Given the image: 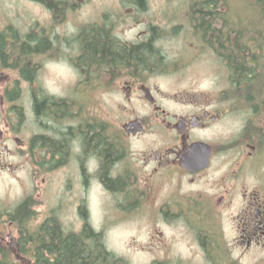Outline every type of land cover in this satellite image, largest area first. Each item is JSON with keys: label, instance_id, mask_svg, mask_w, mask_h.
Instances as JSON below:
<instances>
[{"label": "flooded vegetation", "instance_id": "af4514ba", "mask_svg": "<svg viewBox=\"0 0 264 264\" xmlns=\"http://www.w3.org/2000/svg\"><path fill=\"white\" fill-rule=\"evenodd\" d=\"M20 1L35 15L0 12V263L34 262L18 237L33 235L41 174L109 264H264L262 3L242 13L210 0ZM97 36L107 58L83 65L81 43ZM60 65L72 86L46 73ZM98 90L117 97L112 119H99ZM130 216L142 225L125 249L138 261L111 247Z\"/></svg>", "mask_w": 264, "mask_h": 264}, {"label": "trees", "instance_id": "16d2710c", "mask_svg": "<svg viewBox=\"0 0 264 264\" xmlns=\"http://www.w3.org/2000/svg\"><path fill=\"white\" fill-rule=\"evenodd\" d=\"M223 1L226 2V0ZM252 1L262 3L259 13H263L261 16L264 18V0ZM225 22L227 23L226 20ZM260 27L261 25H259ZM103 38L104 36H97L92 43L91 41L89 44L88 42L81 43L79 59L83 65H90L101 60V58H107L110 48L107 43L103 42L105 39ZM90 44L91 47H89ZM109 55L112 56V54ZM139 55L143 56L145 61L154 58V55L147 49H144L142 53L139 52ZM118 56L119 59H126L127 55L121 53ZM114 58L116 59V56ZM90 231L92 232V230ZM93 235V233H88L85 230L79 233L65 232L60 222L53 216L34 228L31 240L27 232L19 234L18 240L22 243L20 248L25 255L29 251L32 253L33 264H109L114 255L107 253L106 257H103L96 245L98 241L95 242L96 239ZM30 241L31 243H29ZM42 259L52 261L45 262ZM3 264H15V262L9 258Z\"/></svg>", "mask_w": 264, "mask_h": 264}, {"label": "rangeland", "instance_id": "374dc122", "mask_svg": "<svg viewBox=\"0 0 264 264\" xmlns=\"http://www.w3.org/2000/svg\"><path fill=\"white\" fill-rule=\"evenodd\" d=\"M119 1V0H118ZM160 2H165V3H180V2H188L189 0H159ZM232 5L234 7H238L236 5L239 4H243V3H254L252 0H229ZM95 7L100 5V0H95ZM258 3V2H255ZM243 6V5H241ZM16 8H21V9H26L27 12H29L32 15H35V11H33L29 6H23V3L20 0H1L0 3V12L5 16V13L7 12H11L14 15L15 9ZM238 9L232 10V11H237ZM125 31H123L126 35H129L130 32V28L129 26L124 27ZM121 32V33H123ZM167 51V53H164L165 58H167V60L172 59V57L169 54L168 48L165 49ZM161 67V66H160ZM46 73H48V75H52V74H57V72H60L62 74H64L63 76L66 79V87L68 86H72L73 85V81H71V84L68 85V78H69V70L65 65V69L62 68V66H56V67H47L46 68ZM88 98L86 99V101L84 102V106H83V111L82 113L84 114H88L89 111V107H90V99L91 96L89 94V91L86 92ZM98 95H99V105H98V112L99 115L102 114L104 112L105 109V113L103 116H99V119L101 118H105L106 117V111L108 113L111 114V116H109V119L113 118V112H115L114 110H112L110 108V104L112 102H115L117 97L116 96H110V94L104 93L103 90H98ZM112 95V94H111ZM88 100V101H87ZM85 104L87 106L86 110L85 109ZM43 176L40 174L36 177L33 178L32 180V188H33V197H34V207H35V211L37 213L36 218L34 220L33 223V227L35 228L36 225L38 224V221H40L41 219H43L50 211L51 209L57 208L59 207V202H60V197H61V187L59 184H56L55 182L51 183L48 181L43 180ZM11 194H18L19 190L17 189V191L14 189V184L11 186V188L9 189ZM2 192V189L0 188V193ZM93 192H97L96 190H94ZM101 200L98 199L96 200L92 206L96 207L95 209H92L91 215L89 217V222L92 224V226H96L99 225L101 223V210H97V208H102L101 207ZM55 212L57 213L58 211L56 209H54ZM139 218V217H137ZM135 217H128V218H124L122 220H119L116 225L118 226V228L123 229L121 234H118L115 236V238L113 237L112 239V249L115 252H119V251H123L125 253V255H129L131 257V259H137L140 260L141 258H144V255L140 252L135 250L134 247L125 249L126 244H128V242L132 241L131 238L132 236H136L137 233L141 230L138 227V225H142L141 221L138 220ZM63 222L65 223V225L71 229V230H76L77 226L79 225L78 222L72 223L70 222V217L66 216L63 218ZM160 224V223H158ZM157 225V224H155Z\"/></svg>", "mask_w": 264, "mask_h": 264}, {"label": "bare ground", "instance_id": "6f19581e", "mask_svg": "<svg viewBox=\"0 0 264 264\" xmlns=\"http://www.w3.org/2000/svg\"><path fill=\"white\" fill-rule=\"evenodd\" d=\"M259 3V2H258Z\"/></svg>", "mask_w": 264, "mask_h": 264}]
</instances>
